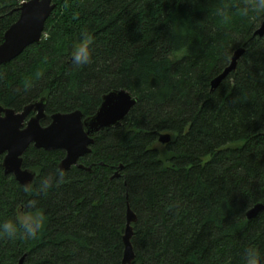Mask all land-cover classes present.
<instances>
[{
	"label": "trees",
	"instance_id": "16d2710c",
	"mask_svg": "<svg viewBox=\"0 0 264 264\" xmlns=\"http://www.w3.org/2000/svg\"><path fill=\"white\" fill-rule=\"evenodd\" d=\"M54 2L41 42L0 65V105L21 111L45 97L48 125L56 112L95 114L113 89L138 101L47 195L36 189L58 178L64 150L28 147L23 166L38 172L29 193L0 164V223L29 199L46 216L37 239H0V264H122L128 206L135 264H244L253 246L264 257V210L246 215L264 203V36L254 34L264 14L216 15L241 0ZM20 6L0 0V44ZM85 28L93 63L78 68L72 46Z\"/></svg>",
	"mask_w": 264,
	"mask_h": 264
},
{
	"label": "water",
	"instance_id": "95a60500",
	"mask_svg": "<svg viewBox=\"0 0 264 264\" xmlns=\"http://www.w3.org/2000/svg\"><path fill=\"white\" fill-rule=\"evenodd\" d=\"M55 5L54 0H29L19 7L18 19L5 31L0 44V65L15 59L29 45L41 42L45 23ZM254 34L264 36V20ZM244 52V46L234 51L228 66L212 80V89L236 69ZM46 101L43 97L26 105L21 111L0 105V164L6 174L14 175L24 187L31 186L38 175L35 169L23 166V155L30 145L45 150H64L65 156L59 164L62 170H69L72 166L85 168L79 160L91 152L94 137L102 130L119 127L137 103L138 97L126 89H113L103 95L102 103L95 114L84 117L79 109L56 112L52 114L50 123L43 125L41 122L47 117ZM159 139L165 144L171 140V134L161 133ZM262 210L264 203L255 204L247 211V218H254ZM137 220L136 213L128 206L122 264H135L132 237L133 224Z\"/></svg>",
	"mask_w": 264,
	"mask_h": 264
},
{
	"label": "clouds",
	"instance_id": "9594fccd",
	"mask_svg": "<svg viewBox=\"0 0 264 264\" xmlns=\"http://www.w3.org/2000/svg\"><path fill=\"white\" fill-rule=\"evenodd\" d=\"M29 0H20L21 6L28 3ZM233 7L238 8L244 15L249 13L264 14V0H241L238 5L224 4L216 9V15L222 19L223 22H228L230 19V11ZM93 34L88 29H83L80 33L79 39L72 46L71 59L72 63L82 68L93 63V49L94 43ZM57 177H46L43 179L36 191L38 193L47 195L48 191L54 186H59L65 182V173L62 169L58 170ZM24 191L26 193L32 192L31 186H26ZM26 207L28 211L20 215L15 221L8 219L0 223V239L16 240H34L39 237L44 229L46 223V216L42 210L39 209V201L36 199H29ZM244 264H264V257H262L260 250L253 246L245 250Z\"/></svg>",
	"mask_w": 264,
	"mask_h": 264
}]
</instances>
